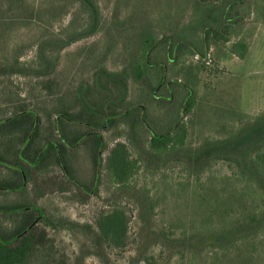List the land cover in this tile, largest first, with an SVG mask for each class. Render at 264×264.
Returning a JSON list of instances; mask_svg holds the SVG:
<instances>
[{"label":"rangeland","instance_id":"obj_1","mask_svg":"<svg viewBox=\"0 0 264 264\" xmlns=\"http://www.w3.org/2000/svg\"><path fill=\"white\" fill-rule=\"evenodd\" d=\"M221 1L0 0V121L25 111L0 126V234L36 221L37 245L25 264H224L201 244L193 258L199 243L188 245L178 230L191 223L188 193L196 180L237 174L220 155L195 158L199 146L225 141L234 129L235 140L222 142L227 147L217 155L234 146L243 152L249 139L264 136V119L254 121L264 115V0L232 7L234 26L223 35L216 34L227 6ZM144 33L146 47L164 38L199 47L208 39L205 58L186 53L172 61L162 52L164 72L151 71L154 80L162 74L179 84H172L171 103L153 99V89L130 73ZM239 42L247 46L244 60L231 51ZM187 88L195 106L179 116L187 128L181 154L151 157L141 126L129 114L116 122L108 114L141 104L162 131ZM117 142L139 164L126 188L108 180L100 161ZM115 207L128 216L121 248L96 235L98 214ZM167 228L175 232L169 240L158 235Z\"/></svg>","mask_w":264,"mask_h":264},{"label":"trees","instance_id":"obj_2","mask_svg":"<svg viewBox=\"0 0 264 264\" xmlns=\"http://www.w3.org/2000/svg\"><path fill=\"white\" fill-rule=\"evenodd\" d=\"M218 1L222 3L221 0ZM225 1L227 6L222 9L216 34L219 31L223 35L229 27L234 26L233 18L235 17L229 14L232 7H234V12L236 6H241L242 9L246 6H243L245 0ZM204 30L205 35L209 32L208 26H205ZM148 37L154 36L149 34ZM145 39L146 34H140L138 51L141 57L131 61L133 64L131 67L129 65L130 73L136 81L141 79L145 81L147 87L153 89L151 95L153 99L171 103V88H174L172 84L175 86H179V84L166 82L165 76L163 77L162 74L159 79L154 80L151 77V71L156 72L161 68L164 72V67L161 65L162 52H165L166 56L172 55V61L178 60L182 54L186 53L200 56L202 59L205 58L208 39H204L203 46L200 45L199 47L185 40L176 41L171 38L157 39L156 42L151 39L153 44L146 47L143 43ZM166 44L170 45L167 46ZM231 51L237 58L244 60L247 54V46L239 42L231 47ZM162 89L166 92V96H164ZM184 92L185 96L178 107L175 120L162 131L153 128L152 123L148 120L146 107L141 104L130 105L121 112L112 111L108 114L114 115L116 118L114 122L129 114L135 127L141 126L143 131L148 134L146 153L151 157L162 159L172 154H181L184 151L187 132L186 125L181 122V118L190 114L195 106L194 89L187 88ZM133 108H136L134 114H132ZM24 112L3 118L0 121V126L24 117ZM180 114L182 115L179 119ZM263 119L264 115L255 117L254 121L260 125ZM234 134V129L229 130L226 142L222 140L220 143H216L212 139H207L197 149L195 158L201 152L205 155L206 160L220 155L219 158L225 161L228 166L236 168L237 174L223 175L214 180L207 178L205 182L196 180L188 193L189 200L187 203H189L188 210L190 212L188 217L191 223L188 224L189 228H185V223L181 222L179 225L181 227H178V230L188 245H191L193 240L199 243L193 244L191 247L193 258L201 252L199 251L201 244L202 250L213 249L214 255L219 256L224 264H264V136L247 139L249 141L248 148L243 152H237V146H234L235 151L220 152L217 155V150L227 147L226 145H219L222 142H233L236 138ZM100 161L104 164L108 180L118 188H126L139 170L138 162L131 158L127 146L122 142L115 143L104 161L102 157H100ZM63 169L65 168L63 167ZM66 177L72 183L70 178ZM141 203L143 208L149 212L146 204ZM187 203H181L182 205L178 203V207L186 208ZM38 219L40 218L38 217ZM35 222H25L18 225L9 234H0V264L26 263L37 245V236L33 231ZM127 225L128 216L123 209L115 207L110 211L101 212L95 221L98 241L108 247H123L127 237ZM174 233L167 228L165 231L159 232L158 235L169 240L168 235Z\"/></svg>","mask_w":264,"mask_h":264}]
</instances>
